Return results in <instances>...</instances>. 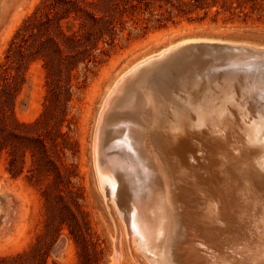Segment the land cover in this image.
<instances>
[{
  "label": "bare ground",
  "instance_id": "1",
  "mask_svg": "<svg viewBox=\"0 0 264 264\" xmlns=\"http://www.w3.org/2000/svg\"><path fill=\"white\" fill-rule=\"evenodd\" d=\"M199 42L115 78L95 135L99 183L137 260L135 249L151 264H264V46Z\"/></svg>",
  "mask_w": 264,
  "mask_h": 264
},
{
  "label": "rangeland",
  "instance_id": "2",
  "mask_svg": "<svg viewBox=\"0 0 264 264\" xmlns=\"http://www.w3.org/2000/svg\"><path fill=\"white\" fill-rule=\"evenodd\" d=\"M42 1L0 0L2 85L4 77L12 80L17 73L6 57L10 41ZM222 17L218 22L211 18L201 22L180 17L176 23L161 29L133 32L128 40L118 37L117 44L108 48V55L97 56L86 74L82 69L74 72L76 77L65 112L58 111L54 102L46 101L50 84L43 60L37 58L22 64L17 92L7 113L23 124L40 121L34 133L44 144V150L39 143L15 149L17 162L13 173L9 170L11 148L0 151V196L3 197L0 198V207H3L0 219L7 208L6 222L0 226V264L152 263L139 249L134 251L140 261L133 255L123 217L99 183L94 150L97 122L100 123L101 109L115 78L137 59L157 53L192 32L264 35L263 20L224 23ZM128 30L127 27L124 33ZM196 154L189 155V163L194 162L190 163L194 168L201 161ZM192 167L189 174L195 172ZM117 227L120 256H115Z\"/></svg>",
  "mask_w": 264,
  "mask_h": 264
},
{
  "label": "trees",
  "instance_id": "3",
  "mask_svg": "<svg viewBox=\"0 0 264 264\" xmlns=\"http://www.w3.org/2000/svg\"><path fill=\"white\" fill-rule=\"evenodd\" d=\"M221 15L224 23L264 21V0H43L24 19L7 48L6 57L16 75L12 80L4 77L5 82L0 83V151L11 148L10 172H14L17 162L15 149L31 143L44 146L34 133L40 121L23 124L7 113L24 62L43 60L50 84L46 101L54 102L58 111L65 112L76 77L74 72L82 69L86 74L97 56L108 55V48L117 44L118 37L128 40L133 32L161 29L180 17L201 22L211 18L218 22Z\"/></svg>",
  "mask_w": 264,
  "mask_h": 264
},
{
  "label": "water",
  "instance_id": "4",
  "mask_svg": "<svg viewBox=\"0 0 264 264\" xmlns=\"http://www.w3.org/2000/svg\"><path fill=\"white\" fill-rule=\"evenodd\" d=\"M184 39H200L199 44L204 45H219L224 46L226 48L231 47H239L244 45H260L264 46V35L256 34V33H245V32H192L188 33L176 40H184ZM209 41V42H204ZM213 41V42H210ZM196 43H190L189 45H194ZM215 54V53H214ZM216 56H220L218 62H228L235 55L232 54L231 50L221 51Z\"/></svg>",
  "mask_w": 264,
  "mask_h": 264
}]
</instances>
